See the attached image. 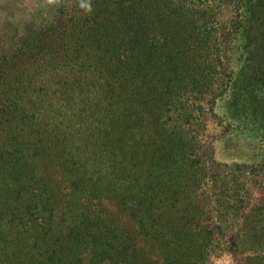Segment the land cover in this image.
Instances as JSON below:
<instances>
[{"label":"trees","instance_id":"1","mask_svg":"<svg viewBox=\"0 0 264 264\" xmlns=\"http://www.w3.org/2000/svg\"><path fill=\"white\" fill-rule=\"evenodd\" d=\"M195 100L264 148V0H0V264H264L189 197Z\"/></svg>","mask_w":264,"mask_h":264},{"label":"rangeland","instance_id":"2","mask_svg":"<svg viewBox=\"0 0 264 264\" xmlns=\"http://www.w3.org/2000/svg\"><path fill=\"white\" fill-rule=\"evenodd\" d=\"M184 104L191 110L190 121L184 127L185 136L197 140L185 149L191 163L187 183L189 197L195 200V211L207 212L211 218L209 228L220 225L227 238L231 233L246 234L247 239L239 240L243 241L242 246L248 245L249 250L258 247L260 233L264 231V148L260 149V143L248 132L228 134L222 119L213 114L207 102L195 100ZM217 108L223 109L220 105ZM224 122L229 123L225 119ZM212 151L227 165L237 164L231 166L234 168L231 173L224 165L221 168L216 164Z\"/></svg>","mask_w":264,"mask_h":264}]
</instances>
